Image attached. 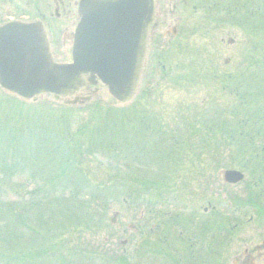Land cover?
I'll list each match as a JSON object with an SVG mask.
<instances>
[{"label":"rangeland","instance_id":"rangeland-1","mask_svg":"<svg viewBox=\"0 0 264 264\" xmlns=\"http://www.w3.org/2000/svg\"><path fill=\"white\" fill-rule=\"evenodd\" d=\"M61 1L66 7L79 0ZM58 2L0 0V25L37 20L41 9L54 60L70 62L76 17L62 8L56 17ZM157 2L166 18L162 31L177 25L179 33L172 41L171 31L164 37L169 44L159 62L146 59L129 102L117 101L101 84L30 100L0 87V264H51L58 255L71 264H214L198 249L202 226L228 233L217 252L223 264H232V182L223 172L232 169V153L237 161H260L263 139L253 138L254 149L243 147L228 130L256 135L251 119L264 135V0ZM237 72L245 74L239 89ZM229 74L232 89L224 78ZM99 108L114 109L115 119L140 108L155 120L130 136L135 147L123 137L115 149L94 132L110 123L111 115L99 119ZM58 138L68 151L60 160L65 149L58 150ZM142 176L153 183L144 185ZM13 205H21L23 225L11 220ZM259 222L254 218L244 234L257 236Z\"/></svg>","mask_w":264,"mask_h":264},{"label":"water","instance_id":"water-1","mask_svg":"<svg viewBox=\"0 0 264 264\" xmlns=\"http://www.w3.org/2000/svg\"><path fill=\"white\" fill-rule=\"evenodd\" d=\"M78 11L69 63L53 60L40 22L2 25L0 86L29 100L44 93L71 96L101 82L117 101H129L143 69L154 0H82ZM224 178L236 182L241 174L227 170Z\"/></svg>","mask_w":264,"mask_h":264},{"label":"flooded vegetation","instance_id":"flooded-vegetation-1","mask_svg":"<svg viewBox=\"0 0 264 264\" xmlns=\"http://www.w3.org/2000/svg\"><path fill=\"white\" fill-rule=\"evenodd\" d=\"M199 1H201L202 4L204 0ZM80 2L81 0L74 1L73 4L69 2L66 7H63L62 5H64V3L60 0V3H55L56 8L54 14L58 17L60 15V8H62L63 12L67 10V12L72 13L73 11L76 18L72 23L76 28L79 21L78 6ZM175 7H177L176 4ZM158 8L159 3L156 0L155 21L151 26L148 57L151 55V57L153 56V60L157 57L158 61H160L159 57L163 51V47L169 44L165 43L166 41L163 42L165 40L164 37L171 31L172 37H170V40L174 39L178 36L179 31L177 30V25L171 26V28L167 25V28L162 31V25L165 24L164 21H166V18H160ZM178 9L185 12V8ZM171 14L175 20L180 17V15L175 16V12H171ZM38 15L40 16L39 19L25 22H40L44 30H48L50 24L45 22L46 15L42 13L41 9H38ZM179 19L180 21L182 20L181 17ZM11 21L14 20H9L7 22ZM146 67L147 65L145 64V68ZM261 153L262 155L259 156V158H261L260 161H252V159L244 157L241 158V161H237V153H232V170L242 174V178L239 181L232 182V264H264V151ZM256 154L258 156L260 152ZM253 162H255V164L258 163L259 166L252 168V165H254ZM248 173L250 176H248ZM255 175L258 177H253ZM239 186L240 188H237ZM235 187L237 189L236 191L233 190ZM208 205H210V203ZM210 208V210H213L210 216L216 217L217 211H215L214 206L210 205ZM204 210L206 212L207 209L204 208ZM257 217L260 219V222L254 227L257 236L251 237L249 234H244L245 228L251 225L253 219ZM205 227L203 228L202 226L200 228L201 231L199 232L200 236H198V244L200 243L201 245H199L200 248L198 249L204 255H211L209 261L215 260L214 264H223V258L221 260L219 259L220 252H217V250H219V243L222 244L224 241L228 243L226 239L228 233L220 227H213V230L209 232L207 231V227L206 229ZM256 237L258 239H256Z\"/></svg>","mask_w":264,"mask_h":264},{"label":"trees","instance_id":"trees-1","mask_svg":"<svg viewBox=\"0 0 264 264\" xmlns=\"http://www.w3.org/2000/svg\"><path fill=\"white\" fill-rule=\"evenodd\" d=\"M252 57H254V56L252 55ZM254 73H256V72H253V74ZM238 74L239 75H238L237 82H235V87L239 89L243 85L242 82L244 80V75L245 74H243V72H241V73L239 72ZM250 76L252 77V75H250ZM224 78H225V80H230V82L228 81L229 83L232 82V74H229L227 76H224ZM229 86H230V84H229ZM137 109L138 108H136V109H132L131 108L129 110H125L124 109L127 113L124 114L122 112L123 115L121 114L122 116H120V117L116 116L117 119H115V117H112V116H114V109H110V108L105 109V110L103 109V112H102V108H99V110L96 112V113H98L99 119H105V117H107L108 115H111V116H109L110 123H107V124L104 123L103 124V126H105V129L104 130L102 129V127L99 128L98 130H95L94 129V132L97 134L96 137H98L99 142L105 141V142H107L106 143L107 145L110 142V144L113 145L114 148L116 149L117 148V146H116V140L119 141V139L122 138L123 142H121V144L123 145V143H124V138L123 137H126L127 138V142L129 144L131 143V145L133 144L132 147H135L136 146V143H138V142L135 139H133V138H132V140H130V138L133 136L134 132L135 133L136 132H140V129L143 128V126H145V129H147L149 127V125H151L150 122L152 123L155 120V116H151L153 114V112H148V113H143L142 114V113L139 112V109L140 108L138 110ZM259 110H260V108L258 107V110H257L258 111V114H259ZM133 111L136 114H138V116L134 115L133 114ZM103 114H105V116ZM121 117H122V119H120ZM260 117H261V119H259V121L260 120H263V122H262L261 125H264V118H262V116H260ZM249 120H250V125L249 126H251V129H255L253 131L256 132V135L247 136L245 138V135H244V133L242 131H240V134L238 135V131L236 129H233V130H228L227 129L228 130V133H229V137L232 139V134H233V136L234 135L237 136V137L240 136L239 139L238 138L237 139L240 140L243 143V147L249 146L250 148L252 147L254 149L255 146H254V143H253V140H254L253 138L255 136H258L259 135L263 139V140H261V146H262L261 147V150L264 151V135L261 134V132L263 130H260V128L261 127L263 128V126H261V127L258 126L259 124L257 123L256 120H254L252 122H251V119H249ZM224 124H225L224 125V127H225L226 126V122L225 121H224ZM230 125H232V124H230ZM222 126L220 128H222ZM106 127H110V128L112 127L115 130V132L112 133V134H110L109 132L107 133L106 132ZM238 127L240 128V127H244V126L238 125ZM150 134L151 133L149 132V136H150ZM57 142H58L57 144L59 145V147H58V150L59 151H63L65 149L62 153H59V151H58V153H59L58 159L59 160L60 159H64L65 154H68V151H66V145H65V143H62V140L60 138H58V141ZM141 144H143V143H141ZM48 145H50V144L48 143ZM127 146H129V145L127 144ZM129 150L130 149H128V151ZM130 153L131 154H134L135 152L130 151ZM37 159H40V158H37ZM14 160H18V159L17 158H14ZM125 164H126V162H125ZM62 174H63V172L61 171L59 174H57V177H58V175H59V177H61ZM164 176H167V175L164 173ZM142 182H143L144 185H150V184L153 183V180H150L148 178H144L142 176ZM155 183L158 186L160 185L158 183V180L157 179L155 180ZM91 195H92V198L94 200L95 199V194H91ZM19 211H21V205H16V206L13 205L11 207L10 213L12 214L11 215L12 217L14 216L11 220H13V222H15L18 225L19 224H22L23 225L25 223V221L23 220V218H21L23 214L22 213H19ZM82 262L83 261H81L80 264H82ZM67 263L71 264V260H69L67 258V261L65 262L64 259L63 258H60L59 255H58V258L55 260V262L54 263H51V264H67Z\"/></svg>","mask_w":264,"mask_h":264}]
</instances>
